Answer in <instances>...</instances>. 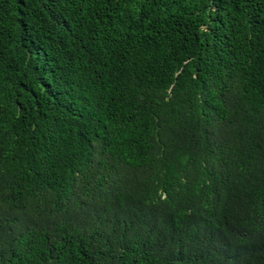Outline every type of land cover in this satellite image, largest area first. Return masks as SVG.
I'll return each mask as SVG.
<instances>
[{
	"label": "trees",
	"instance_id": "16d2710c",
	"mask_svg": "<svg viewBox=\"0 0 264 264\" xmlns=\"http://www.w3.org/2000/svg\"><path fill=\"white\" fill-rule=\"evenodd\" d=\"M0 264H264V0H0Z\"/></svg>",
	"mask_w": 264,
	"mask_h": 264
}]
</instances>
